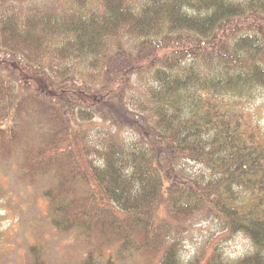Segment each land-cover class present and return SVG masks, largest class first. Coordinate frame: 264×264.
<instances>
[{"label": "trees", "instance_id": "16d2710c", "mask_svg": "<svg viewBox=\"0 0 264 264\" xmlns=\"http://www.w3.org/2000/svg\"><path fill=\"white\" fill-rule=\"evenodd\" d=\"M11 160L65 264H264V0H0Z\"/></svg>", "mask_w": 264, "mask_h": 264}, {"label": "rangeland", "instance_id": "374dc122", "mask_svg": "<svg viewBox=\"0 0 264 264\" xmlns=\"http://www.w3.org/2000/svg\"><path fill=\"white\" fill-rule=\"evenodd\" d=\"M15 168L13 160L0 162V264H22L25 248L35 239L42 240L45 256L52 264L76 261L83 251V241L75 233L62 236L51 228L44 214V186L23 183L16 177ZM170 216L163 206L156 214L162 223L173 225ZM248 245L247 240L236 237L227 251L235 256Z\"/></svg>", "mask_w": 264, "mask_h": 264}]
</instances>
